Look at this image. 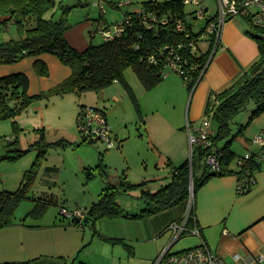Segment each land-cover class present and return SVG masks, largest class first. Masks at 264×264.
<instances>
[{
    "label": "trees",
    "instance_id": "obj_1",
    "mask_svg": "<svg viewBox=\"0 0 264 264\" xmlns=\"http://www.w3.org/2000/svg\"><path fill=\"white\" fill-rule=\"evenodd\" d=\"M57 7L61 11L59 17H56L55 13ZM75 7L63 5L62 3L58 4L57 0H0V18L2 19L0 21V65L17 64L28 57L49 54L57 57L72 70V76L59 87L39 96L28 94L29 81L25 75L17 74L0 79V122L12 120L17 131L20 127L16 120L36 101L67 94L77 96L88 93L99 94L115 83L124 85L136 106L140 118L144 121L137 96L127 82L125 72L127 69L132 68L147 90L154 89L165 79L168 71L163 62L165 58L162 56L161 50L169 45L176 46V48L180 44L184 45V48H178L177 50L179 55L188 61L186 68H190V71L184 73L181 77L191 95L195 93L199 83L203 80L201 78L202 71L217 46L215 36L204 38L208 22L214 19L216 15L201 21L197 20L195 16L193 19H189L190 16L194 15V12L186 11L184 0L148 1L144 3L142 8L147 13L157 14L160 18H168L169 24L166 27L158 25L150 29L143 23L138 14L126 13L125 17H130L131 25L126 27L124 35L114 41H104L98 45L91 44L88 49L80 52L67 39V32L72 27L69 16ZM245 19L251 22L249 34L259 43L260 57L250 68L244 70L227 89L219 93H212L206 110V116L212 117L216 129V134L212 139L214 145L222 153V172L215 174L210 172L207 167L208 176L197 178L196 157L193 162L187 161L179 167H175L170 163L169 166L173 167L170 183L156 192L143 191L140 199L146 202L147 207L137 215L125 213V210L115 201L116 195L121 193L130 194L139 187L128 182L127 178L124 177L120 183L123 191L121 192L117 185H107L100 199L89 209L87 221L95 224L104 218L129 217L143 219L188 202L191 194L192 176L194 192H196L211 176L233 173L230 167L237 159V154L230 149V144L243 130L241 128L238 133H235L233 128L234 119L241 112L247 110L252 103L258 107L254 110L249 124L264 113V26L255 25L252 17H246ZM179 21L185 22L186 31H177ZM13 26L18 31V38L2 41V34ZM205 39L210 42V48L205 53L201 51L198 54L189 46L193 40L199 46V43ZM152 56L157 57L159 64L150 62ZM37 67L40 73H46L43 67L40 65ZM192 67H195V69L192 70ZM187 76L191 79L190 82L186 81ZM89 107L98 108L81 104L78 113L77 125L82 136L86 135L80 128V117L83 110ZM44 130H40L43 134L42 141L34 144L39 146L37 159L33 167L26 172L20 188L14 192L0 190V231L16 224V210L25 200L30 198V188L37 173V167L43 163L48 152L45 147H69L73 145L65 140L45 145ZM85 143L95 144L97 140L85 139ZM29 150H21L15 155L2 156L0 161L23 158L30 152ZM197 151L199 160L205 161L207 151L204 149H197ZM240 162L243 163L242 166L239 165ZM238 165L240 171L237 173L240 181L246 180L247 182H251L255 178L256 172L263 168L256 160V156L239 159ZM99 167H102V165H99ZM94 176L93 169H87V177L90 179ZM247 192L245 191V193ZM47 196L50 195L47 194ZM40 200L43 202H39L40 204H37L29 214L37 219L45 215L49 205H58L59 203L54 197L49 200L40 197L38 201ZM40 209L42 210L40 211ZM193 210L191 209L188 218L187 226L189 230H193V227L196 226ZM72 224L79 225L80 223L75 221ZM21 225L31 227L26 225L25 222H21ZM66 262V258L48 262L46 257H40L29 261L0 262V264H66ZM79 264L86 263L80 262Z\"/></svg>",
    "mask_w": 264,
    "mask_h": 264
},
{
    "label": "rangeland",
    "instance_id": "obj_2",
    "mask_svg": "<svg viewBox=\"0 0 264 264\" xmlns=\"http://www.w3.org/2000/svg\"><path fill=\"white\" fill-rule=\"evenodd\" d=\"M61 1L63 0H57L58 4ZM74 1L79 2L80 0ZM146 1L149 0H136L132 6L133 9H141ZM164 1L157 0V2ZM204 4L210 11L215 12L220 7V0H204ZM195 9L192 5L186 6L188 12H193ZM253 10L256 11V8ZM117 16H121L120 13H117ZM11 28L2 34V41L18 38L17 29ZM100 41L101 39H98V42ZM125 77L137 96L144 121L140 118L133 100L121 83H115L108 88L105 98L97 93H88L83 96L54 97L44 102L43 111L48 116V123L41 126L45 129L44 144L65 140L73 146L45 147L49 148L48 154L43 163L37 167V173L30 188V198L25 200L15 212V220L18 224L21 222H26L28 225L43 223V221L53 222L59 219L62 206L69 210L76 208L86 210L85 207H90L99 199L104 185L119 184L121 186L120 183L125 174L127 180L132 183L167 176L171 166L167 165L163 168V164L169 159L173 165L179 166L188 159L193 162L196 157V167L200 166L197 148L191 149L188 134V108L192 95L182 77L168 70L165 79L152 90L145 88L132 68L126 70ZM81 104L100 109L107 107L114 148L110 149L108 144L102 140H98L95 144L85 143V139H90V137L80 134L77 125L78 113L74 114ZM254 107L252 103L247 110L234 119L235 133H238L241 123L250 122L249 117L251 113H254ZM36 118L34 112H30L29 109L25 111L16 120L20 127L17 131L12 120L0 122V157L32 149L37 146L33 145L34 143L42 141L43 134L37 130ZM24 125L28 126L24 129L25 131L22 130ZM11 136L14 137L13 142L9 143L7 138ZM17 136L19 139H16ZM241 136L240 133L230 144L232 151L243 149L240 142ZM249 138L253 136L250 135ZM119 143L123 145L120 147ZM36 159L37 152L32 151L20 159L0 161V190L12 192L18 190L24 181L26 172L33 167ZM47 167H56L58 172L52 174L46 170ZM87 167L93 169L95 174L93 178L87 177ZM132 192L128 195L115 196L117 204L130 212L136 210L140 204L144 205L139 198L140 192ZM52 196L59 203L49 205L44 218L37 219L29 215L36 205L40 204L39 202H43L38 201L40 197L49 200L53 198ZM124 218L100 220L96 225L97 235H94V230L91 229V222L85 227L83 233L85 239L79 247L77 259L74 256L65 257L66 264H73V261L75 264L80 262L87 264H158L162 256H160L162 250L160 244L164 240L169 242L172 232L167 231L159 239L147 242L134 239L117 243L110 241L113 238L111 230L116 226L115 223L124 221L122 220ZM124 230L128 231L131 236L134 229L130 224ZM200 240V237L186 233L175 245L173 252L199 246ZM162 264L168 263L164 261Z\"/></svg>",
    "mask_w": 264,
    "mask_h": 264
},
{
    "label": "crops",
    "instance_id": "obj_3",
    "mask_svg": "<svg viewBox=\"0 0 264 264\" xmlns=\"http://www.w3.org/2000/svg\"><path fill=\"white\" fill-rule=\"evenodd\" d=\"M95 1L96 0H80L79 2L74 0L61 1L63 5L76 6L69 16V22L72 27L67 32V39L69 43L80 52L88 49L91 44L98 45L104 42L101 35L96 33L101 20L107 25L114 24L122 21L126 13H135L140 10V8L136 10L132 7L136 0H110V3L105 4L106 12L102 17L100 8L94 4ZM111 1L124 2L125 5L121 8H114ZM200 1L204 4V0ZM87 3H90V5L86 7L82 6V4ZM204 6L209 16L217 15L218 10L212 12L205 4ZM91 8L94 9L92 10ZM55 13L56 17H59L61 11L58 7ZM117 13H120L121 16H117ZM0 21H2L1 18ZM249 31H251V22L245 18H234L224 25L221 45L212 57L204 79L199 83L189 102L188 134H190V130L196 134L199 127L203 124L202 122L206 117V110L211 94L219 93L227 89L239 78L244 70L250 68L259 59V43L249 34ZM98 39H101V41L98 42ZM199 44L202 53L207 52L210 48V42L206 39L202 40ZM38 65L43 67L46 73H40L37 67ZM17 74L25 75L28 78V94L30 96H39L45 95L59 87L72 76V70L70 67L64 65L57 57L49 54L28 57L17 64L0 65V79ZM106 91L107 89L99 93L102 98L106 97ZM70 95L76 96L75 94L53 96L49 99L36 101L32 104L29 110L30 112H34V116L37 117L36 125L39 133H41L40 130L44 129V127L41 126L48 123V116L43 111L44 102L50 101L54 97L65 98ZM116 101H118L117 98ZM254 106V110H256L258 106L256 104H254ZM106 108L105 106L103 110L107 114L108 121H110ZM79 109L80 107L78 111L74 112L75 115L79 113ZM38 114L41 115V117ZM251 116L249 118H251ZM248 122L246 124L237 123L241 125L240 129H243L242 132H240L242 134L240 142L243 149L233 151L237 154V159L230 167V170L233 171L232 174L211 176L196 192H194L193 206H191L188 201L172 209L143 219L125 217L122 219L124 221H120L118 224L115 223L116 226L111 230L113 238L110 239V241L117 243L121 241L127 242L129 239H131V241L134 239L143 242L157 240L168 231L167 229L172 223L182 221L190 214L191 209H194L196 226L193 227V229L197 228L201 231L203 240L209 245L211 250L220 255L227 264H238L236 260L238 255L244 257L264 256V168L256 172L255 183L247 193L243 194L238 190L240 179L237 173L240 171L238 165L239 159L257 156L262 151V147L255 143L254 138L257 135L264 134V113L254 119L251 124ZM25 128H28V126L24 125L23 129H21L24 130ZM250 135H252L253 138H249ZM8 138H12L10 142L8 141L12 143L14 137L11 136ZM16 139H19L18 136ZM122 145L123 143L120 144V147ZM29 151H36L38 156L39 146H35ZM187 161H189V159L185 162ZM199 162L200 166L196 167L197 178L207 177L206 161L199 160ZM170 163L173 165V162L169 159L163 164V168ZM173 166L179 167L177 165ZM87 169H90V167H87L86 170ZM46 170L52 174L58 172V168L56 167H47ZM172 175L173 167H171L167 176H159L154 180L146 179L141 183H132L129 180L128 182L139 186L138 189L134 191L137 193L140 192L141 196L143 191L156 192L168 185ZM124 177L127 178L126 174ZM117 186L122 192L123 188L119 186V184ZM106 187V185L103 186L99 199ZM121 195L128 194L121 193ZM141 201L144 205L140 204L137 206L136 210H134L135 212H130V210L122 206L121 208L125 210V213L130 215L140 214L147 207L146 202L142 199ZM92 205H90V207H85L86 210L89 211ZM87 219L88 218H85L79 225H75L59 213V219L53 222L43 221V223L29 224L31 227H26L16 222L15 225L6 227L0 231V262L29 261L40 257H46L48 262L72 256L77 259L79 247L84 243L82 240L85 239V235L83 234L85 227L91 224V221H87ZM98 222L95 224L92 222L91 225V229L94 230V235L98 234L96 228ZM25 224L28 225L26 222ZM130 224H132L134 229L133 232H131V236L128 231L126 232V230H124L126 226ZM171 243L172 236L169 242L165 240L161 242L160 246L162 250L160 256L170 247ZM200 243H202V239ZM175 245L171 248V253H179L190 249H182L173 252ZM73 264H75L74 261Z\"/></svg>",
    "mask_w": 264,
    "mask_h": 264
},
{
    "label": "built area",
    "instance_id": "obj_4",
    "mask_svg": "<svg viewBox=\"0 0 264 264\" xmlns=\"http://www.w3.org/2000/svg\"><path fill=\"white\" fill-rule=\"evenodd\" d=\"M110 3V0H96L95 6L99 7L101 10V16L105 15V4ZM114 8H121L125 5L124 2H112ZM185 6H195V11L193 16H190L189 19L195 18L199 21L206 20L208 17V11L205 8L204 4L200 0H184ZM256 8V11L253 10ZM139 17L142 18L143 23L150 29L160 25L167 26L169 24L168 18H160L157 14L152 12L147 13L144 8H141L139 11L135 12ZM246 18L252 17L253 22L257 26H264V0H220V7L218 9L216 17L211 19L206 26V33L204 38L215 36L216 48L213 50L211 58L208 64L202 71V77L204 79L205 74L209 68L212 57L216 53L217 49L221 45V36L224 25L234 19V18ZM130 17H125L122 21L107 25L102 20L99 22L96 33L101 35L104 41H114L117 38H120L126 32V27L131 25ZM177 31L184 32L186 31V24L184 21H179L177 24ZM219 44V45H218ZM190 47L193 50L200 54V45L198 46L197 42L193 40L190 44ZM178 48H184V45L180 44ZM178 48L176 46H166L165 49L161 50L162 56L165 58L163 61L165 67L170 72H175L180 76L184 73L190 71V68L187 69L188 61L179 55ZM150 62L153 64H159V61L156 56H152ZM195 67H192V70ZM186 81L190 82L191 79L187 76ZM80 128L83 130L84 134L90 139L102 140L108 144L110 149L115 147V144L112 140L111 131L109 122L107 119V114L103 109L97 108H86L83 110V113L80 117ZM216 134V129L212 122L211 116H206L203 124L197 130V133L194 134L190 130V144L192 150L204 149L207 151L206 155V165L208 170L212 173L218 174L222 172L221 159L222 153L213 143V136ZM89 139V140H90ZM9 142L12 138L7 139ZM255 143L259 144L262 147V151L256 156V160L264 168V134L257 135L255 137ZM240 166L243 165L242 162L239 163ZM255 183V178L251 182L242 180L239 183V192L245 193L248 191L251 186ZM193 197H194V188H191L190 194V205L193 206ZM60 214L68 219L71 223H74L77 218L85 219L88 216V211L82 209H72L69 210L66 207H62ZM188 218L185 217L180 222H174L168 227V231L172 232V243L169 248H167L159 259L158 264H162L166 261L168 264H227V262L218 254L213 252L209 245L203 240L201 231L197 228L189 230L187 223ZM191 233L202 239V243L199 246L194 248L184 250L179 253H171V248L186 234ZM238 264H264V256L254 257L238 255L236 257Z\"/></svg>",
    "mask_w": 264,
    "mask_h": 264
},
{
    "label": "water",
    "instance_id": "obj_5",
    "mask_svg": "<svg viewBox=\"0 0 264 264\" xmlns=\"http://www.w3.org/2000/svg\"><path fill=\"white\" fill-rule=\"evenodd\" d=\"M89 5H90V3L82 4L83 7H86V6H89ZM192 187L194 188L193 176H192V182H191V188H192ZM82 220H83L82 218H77L76 222H77V223H81Z\"/></svg>",
    "mask_w": 264,
    "mask_h": 264
}]
</instances>
